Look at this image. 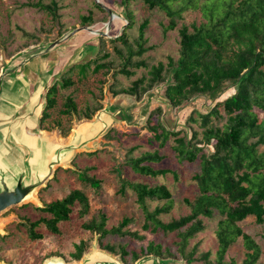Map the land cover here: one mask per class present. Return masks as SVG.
Segmentation results:
<instances>
[{"label": "trees", "instance_id": "trees-1", "mask_svg": "<svg viewBox=\"0 0 264 264\" xmlns=\"http://www.w3.org/2000/svg\"><path fill=\"white\" fill-rule=\"evenodd\" d=\"M133 1H141L150 10H159L169 17L165 31L175 29L188 12L199 11L203 21L183 24L180 28V48L178 58L168 57V62L152 64L144 55L152 49L146 37L148 19L138 24L135 11L130 8ZM127 21L120 35L107 37L100 34L96 56L85 62H75L63 76L53 83L46 97V108L41 119L42 128L58 103L59 88L69 89L75 85L73 74L80 80L102 70L115 69L118 74L131 77L136 68H146L147 72L133 80L128 87H121L116 79L110 89L113 96L127 95L138 103L147 95L156 94V89L165 84L161 99L171 108L182 109L186 104L210 97L211 104L203 108L195 107L188 117L192 129L189 139L177 121L170 127L159 118L163 108L158 106L151 111L147 128L151 131L150 142H158L165 147L173 139L172 148L180 163L195 164L197 172L193 176L197 187L195 197L185 198L190 212L179 218L164 220L175 207V192L166 183L150 185L134 180H121L118 193L124 197L128 191L136 197V203L143 210V218L124 217L118 225L108 228V218L104 212L86 219L83 228L97 235L100 247L115 256L124 264H136L144 256L154 255L164 261L182 260L193 264L200 243L190 247V243L201 232L216 222L215 234L218 250L215 261L212 253L202 252L199 259L205 264H237L235 259L226 260L229 248L242 237L246 249L245 258L240 264H264V247L258 239L244 231L240 222L254 217L264 224V118L260 120L257 109L264 112V0H121ZM38 6L39 4H33ZM53 15L59 8L58 0L40 4ZM96 5L105 10L101 4ZM83 22L92 24L91 16L83 17ZM135 29V33H131ZM111 44L112 51L106 47ZM234 92L227 97L220 95L229 89ZM61 112L64 115L78 114L79 119L92 118L103 108L102 102L89 104L82 114L73 94L66 95ZM205 103V100L204 102ZM223 109V111H222ZM62 125V122H59ZM71 128L62 129L68 135ZM205 145L211 146L212 151ZM166 159L159 149L147 151L135 157L128 154L125 162L141 177L158 178L169 173L179 179L172 168H156L154 163ZM93 167L73 170L81 181L82 188L71 190L62 199L43 202L38 206L50 215L39 220L22 222L31 240L43 239L37 228L44 224L49 231L59 234L60 223L68 221L78 204L81 217H87L90 211V199L87 189L98 193L103 180L90 174ZM125 198V197H124ZM155 206L152 207V204ZM141 222L144 231L169 235L176 233L177 250L172 252L163 243L150 241L138 252L130 249V240H144L145 234L128 227ZM7 235H0L6 240ZM90 241L82 239L74 244L70 252L72 260L80 261L90 249ZM179 259V260H178ZM152 264V263H149Z\"/></svg>", "mask_w": 264, "mask_h": 264}, {"label": "rangeland", "instance_id": "rangeland-1", "mask_svg": "<svg viewBox=\"0 0 264 264\" xmlns=\"http://www.w3.org/2000/svg\"><path fill=\"white\" fill-rule=\"evenodd\" d=\"M49 2L50 0H0V75L6 69L7 64H13V62H17L16 59H21V56L24 58L33 55L61 40L59 45L52 47L47 53L22 65L16 73L17 76L13 77V80L19 79L15 88L25 87L26 93L28 81L33 86L43 78L38 74V66L44 65L47 71L50 72L51 76L47 84H51L56 78L58 79L65 72L67 73L75 62H85L96 56L100 34L107 37L118 36L127 23L125 19L126 9L120 4L121 0H58L59 8L56 15L40 5ZM96 3L101 4L105 10L99 8ZM33 4L39 5L34 6ZM130 8L135 11L138 24L145 19L150 21L146 29V37L152 49L144 57L148 58L152 64L161 61L167 63L169 56L177 59L181 39L180 28L183 24L190 26L193 22L199 24L203 21L199 11L188 12L185 14V19L180 20L175 29L165 31V27L169 24V17L165 12L150 10L141 1H133ZM108 9L113 13H110ZM84 16H91L93 19L92 24L87 25L90 22L85 24L83 22ZM77 29H79L78 32L74 33L73 36L64 39ZM130 32L135 33V29H131ZM106 49L112 51V45L108 43ZM134 70L135 74L131 77L122 74L115 77V69H112L91 74L82 80L78 78L77 73H74L75 85L69 89L59 88L57 106L51 111L52 114L45 123L47 127L42 128L41 125L39 130L54 142L68 141L78 122L95 119L101 109L92 118L79 119L78 114H73L71 117L64 115L61 110L64 101L67 99L65 98L66 95L73 94L81 114L89 104L93 105L95 102H102V109H104L109 101L114 102L118 97L113 96L110 90L116 79L120 80L121 87H128L133 80L140 78L147 72V69L143 67ZM11 80L12 78L8 79L7 83L9 84ZM164 88L165 84L156 89L159 96L153 94L149 108H144L143 111H141L143 101L138 103L135 99H130L124 105L128 106L129 113L132 110L133 114L130 113L128 118L117 119L115 117L110 119V128L95 143H90L89 150H79L76 157L69 164L56 168L48 185L40 187L36 192L37 199H30L23 204L14 205L0 213V235H7L6 240H0V264H46L48 259L55 257L64 259L67 264H79L81 260L75 261L70 257V252L74 250V244L82 239L89 240L91 245L87 251L88 253L93 250L97 238V235L83 228L86 219L104 212L108 218L107 227L111 228L118 225L126 216L133 217L136 220L143 218V210L136 203L135 195L128 191L124 198L118 193L121 180L129 179L150 185L166 183L175 192L176 200L172 212L164 216L165 221L179 218L190 212L185 203V198L192 200L195 197L197 187L193 176L197 172V166L178 161L172 148L173 139L163 148L156 141L150 142L151 131L147 128V120L149 113L161 106L163 114L160 118L158 115H154L153 120L158 121L161 119L167 124V127H170L169 120L172 122L177 119L180 126L182 125L183 133L187 134L190 139L192 129L187 121L192 109L195 107L201 109L205 104H211L212 99L203 97L186 104L182 109H171L160 97ZM7 90L3 97L4 101L9 93ZM232 92H234V88L222 93L220 98L227 97ZM23 100H19L16 102L17 104L13 105L14 113L22 111ZM204 100L205 103H203ZM256 111L260 120H262L264 112L258 109ZM59 122H62V125H59ZM69 127L71 128L69 134L64 135L62 129ZM12 133H14V141L24 142L25 139L28 141V119L24 118L16 122L14 128L9 126L6 136H12ZM205 147L210 151L213 150L211 146L205 145ZM157 149L166 156V159L162 163H154L153 166L156 168H172L178 172L179 179H176L172 173L158 178L141 177L125 164L130 152L133 156L138 157L144 152ZM87 167H93L94 169L90 171V174H94L103 180V187L98 193L93 192L92 188L86 190L90 199V211L87 217L80 216V206L77 204L70 219L60 223L61 232L59 234L52 233L44 224H41L37 231L42 233L44 238L31 240L22 222L50 217L48 213L41 211L38 206H41L43 202L49 203L62 199L71 190L82 188L81 181L72 171L84 170ZM154 206L155 203L152 204V207ZM205 221L210 224V228L199 233L190 243V247L200 243L198 252L195 254L197 260L193 264H205L204 259H199L202 252L210 251L212 253L210 260L215 261L216 259L215 254L218 250V240L215 234L216 222H211L206 218ZM240 225L244 231L252 233L264 247V224L257 223L255 218L250 216L241 221ZM128 228L133 231L138 230L146 236L141 241L131 239L130 249L141 252L153 240L156 243L161 242L164 246L170 247L172 252L177 250L175 242L179 240V237L176 233L164 235L162 232L144 231L139 221L130 224ZM245 254L246 249L243 239L239 237L229 248L226 260L235 259L237 264H240L245 258ZM177 262L178 264H187L182 260Z\"/></svg>", "mask_w": 264, "mask_h": 264}, {"label": "water", "instance_id": "water-1", "mask_svg": "<svg viewBox=\"0 0 264 264\" xmlns=\"http://www.w3.org/2000/svg\"><path fill=\"white\" fill-rule=\"evenodd\" d=\"M110 13H113L108 9ZM79 29L71 32L64 39H69ZM59 42L52 43L49 47L41 49L21 59H16L13 64H7L0 75V213L10 207L23 204L30 199H37L36 192L42 186H47L49 180L57 167L69 164L81 149H90V143L106 133L110 128L113 118H128V103L131 97L121 95L114 102H108L104 109H101L95 119H86L78 122L70 139L65 142H54L41 130V119L46 108V97L51 84H47L51 76L44 65L38 66L41 81L33 86L28 81V90L25 87L16 89L19 79L16 77L20 67L36 57L42 56L50 51L52 47L59 45ZM12 66V67H11ZM12 78L10 83L7 80ZM6 95V100L3 97ZM158 95V93H156ZM159 96V95H158ZM153 95H147L142 102V109L149 108ZM25 99V100H23ZM160 99V98H159ZM23 100L22 111L14 113L13 105ZM133 114V113H132ZM150 114V113H149ZM28 119V141H14L12 136H6L7 128H14L15 123L21 119ZM10 124V125H9ZM43 206V203L42 205ZM178 264L177 260L164 261L158 256L147 255L139 259L136 264ZM46 264H67L62 258H50ZM79 264H124L114 254L102 249L98 237L94 243L93 250L85 254Z\"/></svg>", "mask_w": 264, "mask_h": 264}]
</instances>
